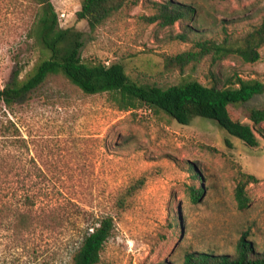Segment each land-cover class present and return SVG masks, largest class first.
<instances>
[{"label":"rangeland","instance_id":"1","mask_svg":"<svg viewBox=\"0 0 264 264\" xmlns=\"http://www.w3.org/2000/svg\"><path fill=\"white\" fill-rule=\"evenodd\" d=\"M51 1L62 28L83 32L84 62L122 63L139 84H223L237 75L264 83V47L253 64L208 56L183 73L165 68L166 56L197 40L243 38L264 20V0H129L95 30L76 19L81 0ZM168 1L193 7V19L167 27L145 21ZM36 11L32 0H0V89L16 68L24 77L38 60L27 37ZM254 108H264V93L230 111L252 126L257 147L211 120L186 126L146 107L120 111L107 95H87L61 75L13 111L0 104V264H73L107 217L114 231L101 264H181L187 251L234 255L245 234L263 251L264 124L249 120ZM243 173L259 180L247 187L246 210L235 198ZM192 187L203 189L199 201Z\"/></svg>","mask_w":264,"mask_h":264},{"label":"trees","instance_id":"2","mask_svg":"<svg viewBox=\"0 0 264 264\" xmlns=\"http://www.w3.org/2000/svg\"><path fill=\"white\" fill-rule=\"evenodd\" d=\"M32 1L37 5V11L27 37L39 57L24 77H21L22 68H16L7 85L0 89V104L8 110L13 111L17 104L22 103L28 94L44 84L49 77L61 75L87 95H107L120 111L129 112L146 107L154 113H165L172 120L186 126L197 118L211 120L245 145L258 146L259 140L252 126L234 119L230 107L247 103L254 96L264 93V83L261 81L246 80L237 75L223 84L216 78L210 85L198 80H183L167 88L139 84L130 78L122 63L106 65L103 62H84L81 57L83 32L76 27L62 28L59 14L51 0ZM128 1L81 0L76 19L85 21L91 30H95L122 10ZM155 8L156 13L145 17V21L162 27L192 20L195 15L193 7L171 1L156 3ZM180 38L187 39L186 36ZM263 47L264 20L243 38L232 39L226 36L222 42L197 40L190 49L166 56L165 68L183 73L186 68L196 67L208 56L214 63L235 56L245 63L253 64L261 59L260 50ZM249 120L255 126L264 124V108L251 109ZM190 171L195 179L200 178L195 168L192 167ZM258 181L254 175L241 174L235 190V198L241 210L248 209L252 203L247 187ZM191 196L199 201L203 189L192 187ZM113 231V218L101 220L99 226L85 236L73 256V264H101L102 251ZM181 264H264V250L257 251L245 234L239 240L234 255L187 251Z\"/></svg>","mask_w":264,"mask_h":264}]
</instances>
